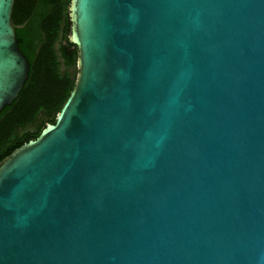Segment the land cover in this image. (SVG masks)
<instances>
[{
    "label": "water",
    "instance_id": "1",
    "mask_svg": "<svg viewBox=\"0 0 264 264\" xmlns=\"http://www.w3.org/2000/svg\"><path fill=\"white\" fill-rule=\"evenodd\" d=\"M0 0V108L28 60ZM74 84L0 159V264H264V0H69Z\"/></svg>",
    "mask_w": 264,
    "mask_h": 264
},
{
    "label": "trees",
    "instance_id": "2",
    "mask_svg": "<svg viewBox=\"0 0 264 264\" xmlns=\"http://www.w3.org/2000/svg\"><path fill=\"white\" fill-rule=\"evenodd\" d=\"M68 1L12 2L10 23L28 69L17 95L0 108V159L54 122L74 84L77 48L68 40Z\"/></svg>",
    "mask_w": 264,
    "mask_h": 264
},
{
    "label": "rangeland",
    "instance_id": "3",
    "mask_svg": "<svg viewBox=\"0 0 264 264\" xmlns=\"http://www.w3.org/2000/svg\"><path fill=\"white\" fill-rule=\"evenodd\" d=\"M75 70H76V72H77V68H76V65H75ZM27 128H30V125L28 124L27 126H25L24 128H20L19 130H24V129H27Z\"/></svg>",
    "mask_w": 264,
    "mask_h": 264
}]
</instances>
